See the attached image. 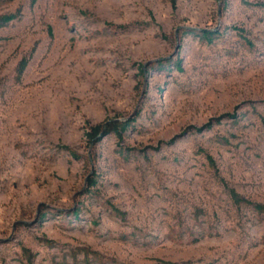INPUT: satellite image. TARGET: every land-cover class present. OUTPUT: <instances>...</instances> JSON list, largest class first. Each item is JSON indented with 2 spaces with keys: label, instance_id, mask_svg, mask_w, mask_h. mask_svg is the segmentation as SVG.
Masks as SVG:
<instances>
[{
  "label": "rangeland",
  "instance_id": "obj_1",
  "mask_svg": "<svg viewBox=\"0 0 264 264\" xmlns=\"http://www.w3.org/2000/svg\"><path fill=\"white\" fill-rule=\"evenodd\" d=\"M7 15L0 264H264V215L234 200L264 206V0H0Z\"/></svg>",
  "mask_w": 264,
  "mask_h": 264
},
{
  "label": "trees",
  "instance_id": "obj_2",
  "mask_svg": "<svg viewBox=\"0 0 264 264\" xmlns=\"http://www.w3.org/2000/svg\"><path fill=\"white\" fill-rule=\"evenodd\" d=\"M16 18L15 15H7L5 17H3L0 20V27L5 26L6 24H8L9 22H11L12 20H14ZM211 35V33H206V35H204V38H210L209 36ZM180 67V63L178 64ZM131 122L132 120H127V121H111L109 122L106 126H105V130L103 129V127L101 125L96 126L92 129V132L89 133V136L92 138V140H96L98 139L99 134L101 133L102 130H104L105 134L106 133H115L119 138H122L123 134L130 128L131 126ZM207 128H210V125L207 126ZM67 150H70L69 148H66ZM71 152V151H70ZM72 155H74V153L72 152ZM92 186H95L94 181H92L90 188ZM234 200L237 204H246L248 205L253 211L257 212L260 215H264V206L258 203H252L250 201L245 200L244 198H242L241 196H239L238 194L234 193ZM78 212L75 213V215H77Z\"/></svg>",
  "mask_w": 264,
  "mask_h": 264
}]
</instances>
